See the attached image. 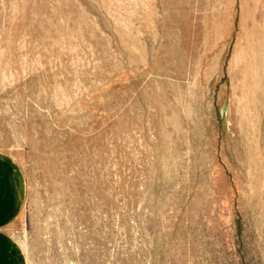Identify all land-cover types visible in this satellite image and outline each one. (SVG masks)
<instances>
[{
    "label": "rangeland",
    "instance_id": "1",
    "mask_svg": "<svg viewBox=\"0 0 264 264\" xmlns=\"http://www.w3.org/2000/svg\"><path fill=\"white\" fill-rule=\"evenodd\" d=\"M0 150L26 264H264V0H0Z\"/></svg>",
    "mask_w": 264,
    "mask_h": 264
},
{
    "label": "crops",
    "instance_id": "2",
    "mask_svg": "<svg viewBox=\"0 0 264 264\" xmlns=\"http://www.w3.org/2000/svg\"><path fill=\"white\" fill-rule=\"evenodd\" d=\"M26 193L24 171L13 156L0 150V264H26L24 253L8 232L24 207Z\"/></svg>",
    "mask_w": 264,
    "mask_h": 264
}]
</instances>
